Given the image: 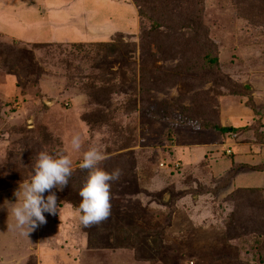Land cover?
<instances>
[{
	"label": "rangeland",
	"instance_id": "obj_1",
	"mask_svg": "<svg viewBox=\"0 0 264 264\" xmlns=\"http://www.w3.org/2000/svg\"><path fill=\"white\" fill-rule=\"evenodd\" d=\"M203 2L208 41L185 37L214 42L229 81L205 77L198 51L155 44L143 78L131 0H0V264H264V191L225 183L234 161L221 173L206 154L192 158L204 146L231 158L233 145L255 141L258 119L264 132V14L250 11L257 0ZM241 85L248 92L234 94ZM92 146L118 176L108 217L85 227L79 164ZM41 151L66 154L74 175L50 190L59 215L21 236L9 203Z\"/></svg>",
	"mask_w": 264,
	"mask_h": 264
},
{
	"label": "clouds",
	"instance_id": "obj_2",
	"mask_svg": "<svg viewBox=\"0 0 264 264\" xmlns=\"http://www.w3.org/2000/svg\"><path fill=\"white\" fill-rule=\"evenodd\" d=\"M70 145L73 150L81 149L79 134L72 135ZM103 158L102 151L92 146L83 152L79 164L81 169L88 170L87 179L78 193L81 202L77 208L79 222L85 227L101 222L110 213L109 182L117 178L118 172L107 173L99 168L98 164ZM70 174L71 160L63 152L37 153L30 177L22 181L14 192L15 203L8 202L12 205L11 229L21 236H28L31 231L46 222L45 213L59 215L56 196L50 190L54 187L62 190L67 185ZM46 191L49 194L45 197L43 194Z\"/></svg>",
	"mask_w": 264,
	"mask_h": 264
},
{
	"label": "trees",
	"instance_id": "obj_3",
	"mask_svg": "<svg viewBox=\"0 0 264 264\" xmlns=\"http://www.w3.org/2000/svg\"><path fill=\"white\" fill-rule=\"evenodd\" d=\"M131 3L136 9V13L140 20V37H141V54L142 59L139 65L141 70V76L144 78L145 75L153 71L150 67V60L148 58V52L151 44H155L162 50H165V54H169L168 50L176 49L177 52L186 51L190 54H197L201 64L203 74L208 79H215L220 81H229L228 78L224 77L218 67L217 60V49L214 42L207 44H200L198 39L195 42L185 35H203L204 39L207 40L206 28L203 29L201 26V20L204 9L203 0H131ZM251 12L260 11L264 14V0H257L251 4ZM146 24H143V21ZM200 27V30H199ZM189 30L190 32H187ZM117 35H122L121 32H117ZM208 41V40H207ZM118 43V42H117ZM115 41H104L100 42L108 49L115 48L118 44ZM118 49V47H117ZM119 50V49H118ZM117 50V51H118ZM18 53V52H17ZM154 54V53H153ZM155 57V54H154ZM191 71V68L187 69ZM151 76V75H150ZM158 76H154V80L161 82ZM240 92L234 94H246L248 89L245 86H240ZM254 106V105H253ZM251 105V109H254ZM253 107V108H252ZM257 129L254 132L255 143L264 144V132L258 129L260 126L259 119L256 122ZM205 128V127H203ZM207 128L212 129L214 132L220 135L226 134V132L234 131L238 132L236 127H226L219 123H213L208 125ZM247 128L245 126L241 130ZM240 167L237 164H233L232 170L226 174L225 183L229 182V179L233 176L235 170ZM259 168H264L261 166ZM78 172V170L76 171ZM74 172L71 171L68 181H70ZM254 190L264 191V188H255ZM68 200V199H67ZM68 202H71L68 200ZM79 205V203H78ZM77 205V206H78Z\"/></svg>",
	"mask_w": 264,
	"mask_h": 264
},
{
	"label": "crops",
	"instance_id": "obj_4",
	"mask_svg": "<svg viewBox=\"0 0 264 264\" xmlns=\"http://www.w3.org/2000/svg\"><path fill=\"white\" fill-rule=\"evenodd\" d=\"M49 1L51 2V0ZM254 142L249 140L233 145V154L231 158L225 156L223 153L209 152L210 148H206V146H204L202 151L201 149H193L192 158L194 156L197 158L200 154L203 157V154H206L209 165H212L214 171H222L221 173L229 171L230 166H232V161H234V164H237L240 167L238 173L233 174L231 177L230 182L233 187L264 188V168H259L264 166V144ZM211 156L214 157V160H211ZM219 166L221 168H219Z\"/></svg>",
	"mask_w": 264,
	"mask_h": 264
}]
</instances>
